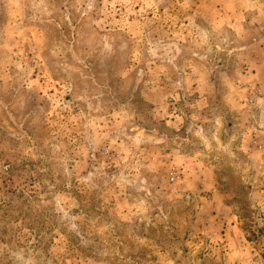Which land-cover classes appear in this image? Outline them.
<instances>
[{
	"label": "rangeland",
	"instance_id": "374dc122",
	"mask_svg": "<svg viewBox=\"0 0 264 264\" xmlns=\"http://www.w3.org/2000/svg\"><path fill=\"white\" fill-rule=\"evenodd\" d=\"M0 264H264V0H0Z\"/></svg>",
	"mask_w": 264,
	"mask_h": 264
}]
</instances>
